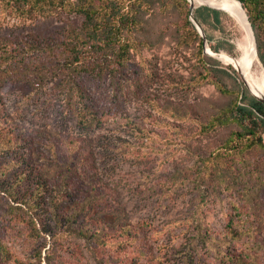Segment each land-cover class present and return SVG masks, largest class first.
<instances>
[{"label": "rangeland", "instance_id": "obj_1", "mask_svg": "<svg viewBox=\"0 0 264 264\" xmlns=\"http://www.w3.org/2000/svg\"><path fill=\"white\" fill-rule=\"evenodd\" d=\"M191 3L147 0L127 62L98 75L62 54L80 16L0 14V52L41 47L11 75L0 59V264H264V149L208 129L254 96L224 61L245 32L226 12L206 53Z\"/></svg>", "mask_w": 264, "mask_h": 264}, {"label": "trees", "instance_id": "obj_2", "mask_svg": "<svg viewBox=\"0 0 264 264\" xmlns=\"http://www.w3.org/2000/svg\"><path fill=\"white\" fill-rule=\"evenodd\" d=\"M180 1L186 4L189 2V0ZM240 1L257 34L258 56L264 63L262 44L258 34V30L264 25V0ZM146 2L147 0H0V14L24 19H34L40 16H59L69 19L71 16H80L81 23L72 24V28L64 35L60 44L62 54L68 53L67 65L72 66L79 73L85 71L98 75L107 69L112 71L121 67L127 62L132 43L129 38H125L124 33H134L138 30ZM225 13L209 5H202L195 9L194 16L204 27L208 23L220 25ZM190 14L191 11L188 10L185 23L199 38L202 48L204 38L192 22ZM3 40L8 41V39ZM10 43V47L7 43L3 45L6 50L3 53L0 52V59L5 55V62L10 61V69L6 70L9 75L14 74V68H16L12 66L13 61L14 63L20 60L27 61L28 57L24 49L38 50L41 48L36 40L27 41L24 43L25 46L21 47L22 43L16 44L12 41ZM211 47L215 52H219L225 46L217 44ZM231 47L230 45L229 49ZM107 58L113 61L107 63ZM5 62H0V65ZM230 121L236 122L242 128V131L235 133L238 137L251 138L253 145L256 144L264 149V103L255 96L249 98L243 93L241 103L236 101L229 108L228 113L210 120L208 129L217 125H226Z\"/></svg>", "mask_w": 264, "mask_h": 264}, {"label": "bare ground", "instance_id": "obj_3", "mask_svg": "<svg viewBox=\"0 0 264 264\" xmlns=\"http://www.w3.org/2000/svg\"><path fill=\"white\" fill-rule=\"evenodd\" d=\"M193 4L212 5L224 8L235 18L245 32V41L238 43L240 54L238 57L224 55V61L231 64L240 74L246 88L253 94L264 97V66L256 54L252 29L247 13L237 0H190ZM212 52L211 49L208 48ZM213 53V52H212Z\"/></svg>", "mask_w": 264, "mask_h": 264}, {"label": "water", "instance_id": "obj_4", "mask_svg": "<svg viewBox=\"0 0 264 264\" xmlns=\"http://www.w3.org/2000/svg\"><path fill=\"white\" fill-rule=\"evenodd\" d=\"M237 1L241 3L240 0H237ZM241 4H242V3H241ZM209 6L227 12V10L224 9V8H219V7H215V6H212V5H209ZM193 9H194V4L191 3V10H193ZM247 17H248V15H247ZM191 20H192V22L195 24V26L197 27V29H198V31L200 32L201 36H203V38H204L205 52L208 53V54H210V55H212V56H217L218 53H215V52H213V51H212V52H213V53H212V52H210V51L208 50V48H209V49H211V48L208 47L207 38H206V36H205V34H204V30H203L202 25L200 24V22H199V21H198L193 15L191 16ZM248 21H249L250 26H251V29H252L253 38H254V42H255V48H256V54H257V56H258V50H257L256 38H255V34H254V30H253L252 24H251V22H250V20H249V17H248ZM258 57H259V56H258ZM254 96H255L260 102L264 103V97L259 96V95H254Z\"/></svg>", "mask_w": 264, "mask_h": 264}]
</instances>
